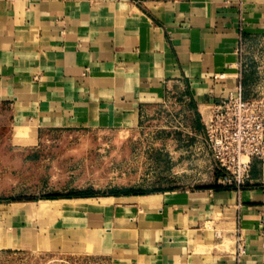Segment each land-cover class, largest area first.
Instances as JSON below:
<instances>
[{
    "label": "crops",
    "instance_id": "obj_1",
    "mask_svg": "<svg viewBox=\"0 0 264 264\" xmlns=\"http://www.w3.org/2000/svg\"><path fill=\"white\" fill-rule=\"evenodd\" d=\"M141 4L0 0V132L26 144L42 126L134 127L171 98L208 115L242 68L264 61V0ZM80 199L40 200L39 209ZM82 201L64 208H89L83 225L98 226L93 252L112 264H264V156L252 159L240 190L221 184ZM232 226L245 244L239 262L216 245V231Z\"/></svg>",
    "mask_w": 264,
    "mask_h": 264
},
{
    "label": "rangeland",
    "instance_id": "obj_2",
    "mask_svg": "<svg viewBox=\"0 0 264 264\" xmlns=\"http://www.w3.org/2000/svg\"><path fill=\"white\" fill-rule=\"evenodd\" d=\"M134 3L142 8L141 0ZM245 69L240 75L244 97L264 99V61ZM206 119L186 100L171 98L151 115L145 112L134 127L42 126L26 144L1 128L0 264H112L93 252L98 226L83 225L89 208L64 206H83L82 199L119 191L144 192L128 195L137 196L221 185L205 141ZM53 194L60 197H46ZM67 194L82 195L39 209L40 200L72 199L63 197ZM209 221L206 227L216 225ZM228 229L216 231L217 249L235 256L238 228ZM218 232L230 238L226 247ZM56 242V247L39 245Z\"/></svg>",
    "mask_w": 264,
    "mask_h": 264
},
{
    "label": "built area",
    "instance_id": "obj_3",
    "mask_svg": "<svg viewBox=\"0 0 264 264\" xmlns=\"http://www.w3.org/2000/svg\"><path fill=\"white\" fill-rule=\"evenodd\" d=\"M263 113L264 99H246L241 81L209 108L204 136L220 184L240 190L248 180L252 159L264 156ZM244 255V240L237 234V262Z\"/></svg>",
    "mask_w": 264,
    "mask_h": 264
},
{
    "label": "trees",
    "instance_id": "obj_4",
    "mask_svg": "<svg viewBox=\"0 0 264 264\" xmlns=\"http://www.w3.org/2000/svg\"><path fill=\"white\" fill-rule=\"evenodd\" d=\"M214 187H216V186H214ZM153 192H157V191H153ZM138 193L143 194L144 192H142V191H134V190H127V191L114 192L113 194L116 195V196H128V195H134V194H138ZM79 195H82V194H67V195H65L63 197L72 198V197H78ZM46 197L50 198V199H53V198L60 197V195L53 194V195H49V196H46ZM29 199H35V198L33 197V198H29Z\"/></svg>",
    "mask_w": 264,
    "mask_h": 264
},
{
    "label": "bare ground",
    "instance_id": "obj_5",
    "mask_svg": "<svg viewBox=\"0 0 264 264\" xmlns=\"http://www.w3.org/2000/svg\"><path fill=\"white\" fill-rule=\"evenodd\" d=\"M83 205V204H82ZM77 206V205H76ZM45 208V207H44ZM218 236L222 237V241L220 242V244L223 247H226L228 245V243L231 241L230 238L227 236V234L225 233L224 235L219 233L217 234Z\"/></svg>",
    "mask_w": 264,
    "mask_h": 264
}]
</instances>
